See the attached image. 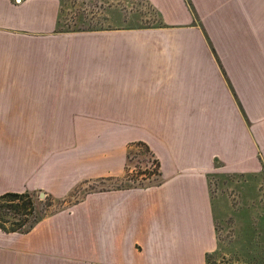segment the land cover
<instances>
[{"label": "crops", "instance_id": "obj_1", "mask_svg": "<svg viewBox=\"0 0 264 264\" xmlns=\"http://www.w3.org/2000/svg\"><path fill=\"white\" fill-rule=\"evenodd\" d=\"M147 1L163 26L57 32L59 0H0V195L119 178L137 142L162 178L0 230V264H205L209 176L264 170V0Z\"/></svg>", "mask_w": 264, "mask_h": 264}, {"label": "rangeland", "instance_id": "obj_2", "mask_svg": "<svg viewBox=\"0 0 264 264\" xmlns=\"http://www.w3.org/2000/svg\"><path fill=\"white\" fill-rule=\"evenodd\" d=\"M66 3L62 20L71 24L70 29L76 28L73 27L74 22L80 20L85 22V24L83 21L79 22L77 32H93L90 30L100 27L99 23H103L104 19L103 28L106 31L123 28L124 25L125 27L137 25L141 28H154L161 23L159 12L147 0H68ZM11 4H15L14 0H11ZM118 19L120 21L116 23ZM123 20H125L124 25ZM63 27L66 29L65 24ZM141 160L142 158L138 157L133 159L131 173L127 179L123 180V183L136 184L129 182L132 177H135L137 183L155 178L150 177L145 170L151 168V164L145 165ZM137 161L140 162L137 163ZM124 174L125 171L119 178H123ZM93 182V184H79L70 195L64 197L65 199L42 203L39 205L41 206L39 210H44L43 215L48 216L69 209L92 189L105 191L119 186V182L114 179H99ZM209 190L215 211L216 236V249L211 255L210 264H248L249 261H261L260 258L264 255V170L248 174L211 175ZM33 194L39 193L33 192ZM6 204L7 202H2V205ZM15 205L20 208L21 215L28 213L26 201H16ZM5 227L12 226L7 223ZM256 247L262 249L256 251Z\"/></svg>", "mask_w": 264, "mask_h": 264}, {"label": "trees", "instance_id": "obj_3", "mask_svg": "<svg viewBox=\"0 0 264 264\" xmlns=\"http://www.w3.org/2000/svg\"><path fill=\"white\" fill-rule=\"evenodd\" d=\"M68 0H59V10H58V16H57V24H56V31L57 32H77L79 30H77L76 28L79 26V22L82 23L83 20H80L78 22H74L73 23V27H76L75 29L71 30L70 26L71 24L66 23V21L64 22L62 20L63 17V12L64 9L67 5ZM123 4L125 5L124 1ZM137 19V18H136ZM160 22H161V18H159ZM119 19L116 23H119ZM114 22V21H113ZM87 23V22H86ZM125 23V20H123V25ZM63 24H65L66 29H64ZM83 24H85V22L83 21ZM105 24V19L103 23H99L98 28H94L90 31H106V29L103 28V25ZM136 24V23H135ZM89 25V23H88ZM159 26H163L162 23H160L158 25ZM137 28H141L137 25H130L128 27H125V25L123 26V28H119V29H137ZM142 158L141 162L146 164H151V168H147L145 169L147 174L150 175V177H155L154 179H151V181H143V182H138L136 181L135 177L129 179V182L131 181L132 183H136V184H125L123 183V180L127 179V177H129V174L131 173L130 171V167H131V163L133 161V159L135 158ZM140 161H137V163H139ZM139 166H137L138 168ZM147 167V166H145ZM124 177L123 178H105V180H116L119 182V186L115 189H111V190H125V189H131V188H148V187H153V186H158L161 184L162 182V178H161V172H160V165L159 162L157 161V159L155 158V156L153 155V153L149 150V148L142 142H137V143H131L127 146V151H126V160H125V166H124ZM140 174V172H138ZM94 183V182H93ZM92 183V184H93ZM110 190V189H107ZM91 191H103V190H95L92 189ZM88 193V192H87ZM65 199V198H64ZM52 201V200H56L53 199L51 196L46 195L44 200H40L39 199V194L35 195L33 193H29V192H25V193H6V194H2L0 195V230L4 233H19V234H25L27 232H29L39 221H41L44 217L43 215V211L39 210L41 209V206L39 207V205H41L42 203L44 204L45 202L48 201ZM16 201L19 202H27V206H28V213L26 214H20L19 210L20 208L18 207V205H15ZM2 202H7L6 205H2ZM75 204V203H74ZM52 215V214H51ZM22 216V217H21ZM20 218V219H19ZM23 218V219H22ZM11 221V222H10ZM14 221L16 223H14ZM11 224L12 227L10 228H6L5 224ZM262 248L260 247H256L255 250H260ZM212 253H208L205 256V264H210V259H211V255ZM263 253V252H262ZM261 253V255H263ZM255 258L258 256H254ZM260 258V257H259ZM253 259V258H252ZM261 261L259 262H253V261H249L248 264H264V255L260 258Z\"/></svg>", "mask_w": 264, "mask_h": 264}, {"label": "water", "instance_id": "obj_4", "mask_svg": "<svg viewBox=\"0 0 264 264\" xmlns=\"http://www.w3.org/2000/svg\"><path fill=\"white\" fill-rule=\"evenodd\" d=\"M45 198V194L43 192L39 193V199H44Z\"/></svg>", "mask_w": 264, "mask_h": 264}]
</instances>
